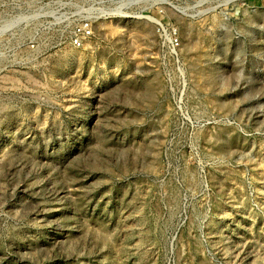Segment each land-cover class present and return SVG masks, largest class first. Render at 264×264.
Returning <instances> with one entry per match:
<instances>
[{"label": "rangeland", "instance_id": "rangeland-1", "mask_svg": "<svg viewBox=\"0 0 264 264\" xmlns=\"http://www.w3.org/2000/svg\"><path fill=\"white\" fill-rule=\"evenodd\" d=\"M42 1L0 31V264H264V0Z\"/></svg>", "mask_w": 264, "mask_h": 264}, {"label": "built area", "instance_id": "built-area-1", "mask_svg": "<svg viewBox=\"0 0 264 264\" xmlns=\"http://www.w3.org/2000/svg\"><path fill=\"white\" fill-rule=\"evenodd\" d=\"M13 16L10 22L6 24L0 23V31L2 30H22L25 33L24 41H37L36 35L39 29H32L36 22L42 21L47 14V7L42 0H13V8L11 10ZM93 23L91 19H83L75 23L72 27L70 35L71 43L74 46H82L93 34ZM175 39L174 41H177Z\"/></svg>", "mask_w": 264, "mask_h": 264}]
</instances>
